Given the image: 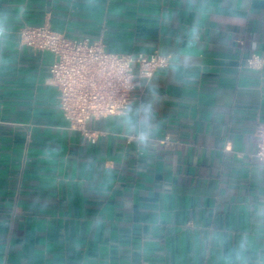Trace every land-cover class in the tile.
<instances>
[{"label": "crops", "instance_id": "0c3cea01", "mask_svg": "<svg viewBox=\"0 0 264 264\" xmlns=\"http://www.w3.org/2000/svg\"><path fill=\"white\" fill-rule=\"evenodd\" d=\"M41 25L167 64L91 141L58 107L52 56L20 43ZM252 55L264 0H0V264H264Z\"/></svg>", "mask_w": 264, "mask_h": 264}, {"label": "built area", "instance_id": "2783aa9c", "mask_svg": "<svg viewBox=\"0 0 264 264\" xmlns=\"http://www.w3.org/2000/svg\"><path fill=\"white\" fill-rule=\"evenodd\" d=\"M20 43L52 56L48 82L58 92L57 102L70 129L93 141L90 120L122 113L135 99L134 80H148L167 64L156 51L150 56L106 50L101 41L71 38L47 25L24 26ZM251 69H261L264 59L252 55L246 60ZM254 157L264 163V124L255 129Z\"/></svg>", "mask_w": 264, "mask_h": 264}, {"label": "clouds", "instance_id": "9594fccd", "mask_svg": "<svg viewBox=\"0 0 264 264\" xmlns=\"http://www.w3.org/2000/svg\"><path fill=\"white\" fill-rule=\"evenodd\" d=\"M150 106L145 107V119L141 121L142 129L139 132H136L135 127L133 128L134 133L139 143L146 144L149 138V129H150V120L148 118V113H150Z\"/></svg>", "mask_w": 264, "mask_h": 264}]
</instances>
